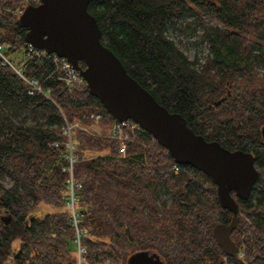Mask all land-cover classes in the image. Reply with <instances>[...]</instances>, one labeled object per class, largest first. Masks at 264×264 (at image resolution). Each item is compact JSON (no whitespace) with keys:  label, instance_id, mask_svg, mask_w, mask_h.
Segmentation results:
<instances>
[{"label":"trees","instance_id":"obj_1","mask_svg":"<svg viewBox=\"0 0 264 264\" xmlns=\"http://www.w3.org/2000/svg\"><path fill=\"white\" fill-rule=\"evenodd\" d=\"M22 1L0 0V49L7 58L21 53L16 67L48 96L29 94L0 58V264H76L64 199V118L89 124L87 116L100 112L103 126L115 119L85 82L69 88L52 56L29 53L28 28L15 12ZM87 10L130 76L196 134L251 152L258 176L247 199L231 192L237 224L230 237L242 256L228 257L213 228L232 213L220 207L208 175L176 163L149 132L120 153L119 141L73 129L87 229L83 264H127L141 251L158 254L163 264H264V0H89ZM169 29L197 33L203 58L190 59ZM40 204L51 210L35 215Z\"/></svg>","mask_w":264,"mask_h":264},{"label":"water","instance_id":"obj_2","mask_svg":"<svg viewBox=\"0 0 264 264\" xmlns=\"http://www.w3.org/2000/svg\"><path fill=\"white\" fill-rule=\"evenodd\" d=\"M88 1L40 0L36 5H26L18 18L28 28L25 42L65 58L80 72L89 94L98 98L114 119L135 121L168 150L176 163L194 166L213 180L220 207L232 213L229 223L214 226L213 235L228 257L236 256L239 248L230 233L237 224V203L231 192L239 199L248 198L258 176L252 153L229 150L215 140H206L180 113L161 105L101 42L97 21L87 10ZM260 132L264 139V125ZM9 220L4 219L5 223ZM127 264L163 262L158 254L141 251L131 255Z\"/></svg>","mask_w":264,"mask_h":264},{"label":"built area","instance_id":"obj_3","mask_svg":"<svg viewBox=\"0 0 264 264\" xmlns=\"http://www.w3.org/2000/svg\"><path fill=\"white\" fill-rule=\"evenodd\" d=\"M39 1L40 0H23V3L16 9L15 12L17 14H21L26 4H35ZM28 47L30 54L42 55L46 58H50L52 56L53 62L56 63V65L63 72L62 79L69 88L73 84L85 82L80 72L77 71L65 58L58 57L55 54L46 53L44 50L36 49L31 45H28ZM0 58L2 60V64L9 65L29 85V94H33L35 91H37L43 93L45 96H48L47 92H44L40 89L39 82L33 79L29 80L25 78L21 74V71L7 58V56L3 53V51H1V49ZM87 118L90 119V121L88 122L89 124L79 120L68 122L64 118V125L62 126V134L67 138V165L62 168L67 172V178L65 180L64 199L65 206L69 212L70 226L74 229L75 232V238L73 241L75 244L76 264H83V262L85 261L86 247L81 242V236L87 232V229L81 227V216L78 206V191L81 185L74 176L73 165L76 161V158L74 154L75 145L72 141L73 129L77 128L91 135L102 136L119 141L120 146L118 148V151L120 153H123L125 151V142L132 141L136 136L140 135L141 132L144 131L135 121L131 119H115L110 124L103 126L101 124L103 116L100 112L90 113ZM151 141L156 142V139L152 135ZM56 144L57 143H53V145ZM175 168H177L176 165ZM237 256H242V253L238 252Z\"/></svg>","mask_w":264,"mask_h":264},{"label":"rangeland","instance_id":"obj_4","mask_svg":"<svg viewBox=\"0 0 264 264\" xmlns=\"http://www.w3.org/2000/svg\"><path fill=\"white\" fill-rule=\"evenodd\" d=\"M25 7V6H24ZM24 9V8H23ZM209 23H214L213 20L207 19ZM167 35L172 38L175 41L180 42V48L181 50L191 59L195 55H197L200 59L203 58L204 54L207 52L206 45L204 43H195V40H197V33H191V34H181L177 31H174L172 29L167 30ZM13 59H11V58ZM8 56L10 60H12L13 64L15 66H19V61L22 59V54L18 53L17 55H11ZM259 72H264V66H259L258 68ZM261 72V73H262ZM6 183H9L8 180H6ZM51 208L49 206H46L44 204H40L35 210L34 214L37 216H40L44 214L46 211H50Z\"/></svg>","mask_w":264,"mask_h":264}]
</instances>
